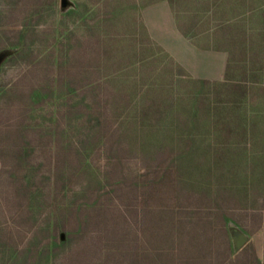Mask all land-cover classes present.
<instances>
[{"label":"rangeland","instance_id":"1","mask_svg":"<svg viewBox=\"0 0 264 264\" xmlns=\"http://www.w3.org/2000/svg\"><path fill=\"white\" fill-rule=\"evenodd\" d=\"M66 1L0 0V264H264V0L181 7L223 79Z\"/></svg>","mask_w":264,"mask_h":264},{"label":"crops","instance_id":"2","mask_svg":"<svg viewBox=\"0 0 264 264\" xmlns=\"http://www.w3.org/2000/svg\"><path fill=\"white\" fill-rule=\"evenodd\" d=\"M193 5L192 0H149L141 5L140 17L149 36L177 65L194 77L223 79L231 66L232 49L220 42L212 26L194 33L196 21H185L181 9Z\"/></svg>","mask_w":264,"mask_h":264},{"label":"water","instance_id":"3","mask_svg":"<svg viewBox=\"0 0 264 264\" xmlns=\"http://www.w3.org/2000/svg\"><path fill=\"white\" fill-rule=\"evenodd\" d=\"M66 3H67V1L66 0H63V4L65 5ZM244 240H245V237L244 236H240L238 238V243L239 244H242Z\"/></svg>","mask_w":264,"mask_h":264}]
</instances>
